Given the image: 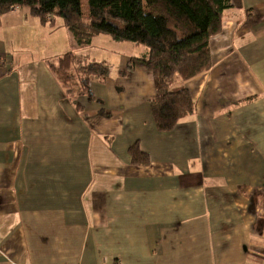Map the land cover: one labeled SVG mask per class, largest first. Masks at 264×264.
Listing matches in <instances>:
<instances>
[{
  "label": "crops",
  "instance_id": "crops-1",
  "mask_svg": "<svg viewBox=\"0 0 264 264\" xmlns=\"http://www.w3.org/2000/svg\"><path fill=\"white\" fill-rule=\"evenodd\" d=\"M228 1L211 68L175 84L195 110L169 131L154 76L121 74L146 47L78 45L25 6L2 17L0 264H264V0ZM17 20L48 27L59 52L17 57ZM69 51L111 67L92 98L70 97L50 66ZM134 143L149 163L132 162Z\"/></svg>",
  "mask_w": 264,
  "mask_h": 264
},
{
  "label": "trees",
  "instance_id": "trees-1",
  "mask_svg": "<svg viewBox=\"0 0 264 264\" xmlns=\"http://www.w3.org/2000/svg\"><path fill=\"white\" fill-rule=\"evenodd\" d=\"M20 6L28 7L43 23L61 17L78 45H89L94 37L105 34L146 47L147 54L131 58L121 74L141 67L154 76L152 115L160 130L169 131L195 110L189 89L175 84L211 68L210 41L222 31L223 12L230 4L228 0H88L84 17L82 0H0V25L4 15ZM50 66L73 99L92 98L91 83L106 80L111 72L109 64L87 61L72 51ZM129 153L133 163H149L148 154L137 143L129 147Z\"/></svg>",
  "mask_w": 264,
  "mask_h": 264
},
{
  "label": "rangeland",
  "instance_id": "rangeland-1",
  "mask_svg": "<svg viewBox=\"0 0 264 264\" xmlns=\"http://www.w3.org/2000/svg\"><path fill=\"white\" fill-rule=\"evenodd\" d=\"M82 11L83 16L86 17L88 15V0H82ZM57 30L62 28L61 24L63 23V20L61 17H55ZM6 19L3 17V22H5ZM35 21V20H34ZM20 21H16L14 24H12L11 21L6 22V26L15 25V27H19V30H21V33L18 37L13 38L14 44H19L21 42L22 47H27V51H23L21 54H17L16 56H26L29 59L36 60L41 54H47L53 56L54 54H57V49L54 47V35H49L48 33V27L43 28L44 33L42 35L36 36L34 32H36V27L32 25L31 23H24ZM10 24V25H8ZM63 26V25H62ZM64 27V26H63ZM4 29V28H2ZM1 32H4L3 30H0ZM119 43V42H116ZM131 43V42H129ZM27 44V46H25ZM18 46V45H17ZM144 48V46H141ZM13 50H18V48L14 47L12 45ZM17 51V52H18ZM44 52V53H43ZM15 53V52H12ZM19 55V56H18Z\"/></svg>",
  "mask_w": 264,
  "mask_h": 264
}]
</instances>
